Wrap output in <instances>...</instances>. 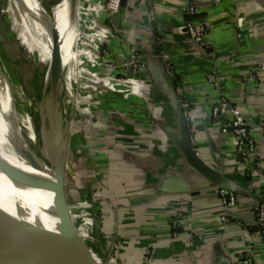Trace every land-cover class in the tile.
Listing matches in <instances>:
<instances>
[{"label":"crops","instance_id":"crops-1","mask_svg":"<svg viewBox=\"0 0 264 264\" xmlns=\"http://www.w3.org/2000/svg\"><path fill=\"white\" fill-rule=\"evenodd\" d=\"M87 1L94 5L101 0ZM189 2L194 4L196 17L193 20L204 33L203 46L191 42L179 29L185 21V8ZM85 9L95 22L92 29L96 33L99 55L114 65L126 57L129 45L134 44L139 46L140 52L149 54L162 50L168 55L174 88L179 99L188 104L186 118L195 148L207 163L217 166L233 179L238 188L237 202L228 211L227 223L219 221L222 210L216 187L190 176L189 193L176 189L177 182L172 177L178 175L175 167L180 169L182 163L162 129L164 121L174 118L162 92L169 81L160 63L151 60L149 67L139 71L137 81L114 65L105 68L109 75L125 76L118 87L133 94L124 100L125 103H109L118 122L125 123L116 126L114 136L127 143L126 147L112 150L110 160L114 175L111 176L113 180H122L127 172L128 189L125 195H120L127 197L131 207L106 213L110 217V229L104 230L103 238L108 241L104 245V254L99 252L98 243L103 240L99 233L104 231L97 226L96 235L92 236V232L84 234L97 263L120 264L118 260L109 263L104 257L111 248V258V251L119 246L122 249L119 255L124 258L121 263L124 264H241L246 251L253 255L255 264H264V241L260 238L250 241L245 235V227L253 224L256 204L264 201L262 1L150 0L144 5L127 2L109 19L95 16L87 7L81 8ZM149 12L152 19L148 17ZM240 16L245 21L241 36H237L235 24ZM102 69L100 67L98 73ZM210 70L226 76L222 93L241 109L249 133L255 140L248 171L237 161L231 135L221 133L222 119L214 120L210 115L211 103L218 97V92L206 81ZM155 78L160 80L159 85L154 83ZM121 105L129 109H121ZM103 121L99 120L98 124ZM71 190L65 193L67 203L74 200L72 193L75 191ZM81 199L78 194L74 202L78 204ZM71 207L73 211L83 209ZM176 213L187 221L179 233L172 232L169 225V218ZM76 220H73L74 226Z\"/></svg>","mask_w":264,"mask_h":264},{"label":"rangeland","instance_id":"rangeland-1","mask_svg":"<svg viewBox=\"0 0 264 264\" xmlns=\"http://www.w3.org/2000/svg\"><path fill=\"white\" fill-rule=\"evenodd\" d=\"M29 1H31L30 6L34 11H37L33 12H39L40 18H43L45 24H47L49 37L51 30L58 31L56 22L64 6L68 1L69 7L71 4L70 0ZM86 1L77 0L73 4L72 11L70 12L68 8V14H65L67 20L72 19L75 21V29L77 26L74 42L75 56L63 67L58 100L51 109L50 104L47 102L50 47L48 34L44 35L45 33L37 29L35 21L38 17L33 12L31 13L34 16L33 19L26 17L23 20L17 15L13 0H0V66L7 80V84L3 89L12 99L11 108L14 114L11 113L10 125L21 126L27 145L26 151L30 154L31 160L35 157L39 161H48L46 145L43 140L44 135H40L41 128L44 125L40 127V123L44 124L46 111L51 112V120L55 121L54 125L57 120L60 121L61 129L66 135L63 146L67 163L64 190L67 193L68 190L72 189L71 192L75 191L76 194L72 193L74 200L67 203L68 215L72 218V223L73 220L77 219L75 229L84 243H87L84 240L85 233L92 232L91 235L93 236L96 235L94 233L98 225H100V228L108 227L109 217L106 215L109 212L108 203L105 202L103 205L102 201L99 200L100 190L97 189V186L102 184L103 176H101V173L103 174L107 170L106 168L112 165V161L109 159L112 150L121 146L126 147L127 143L118 141L114 136L115 134L108 130L109 128L106 130L104 124L109 121L111 115H115L109 103L122 102V96L126 93L130 94L128 90L118 89V91L116 88V93L111 92L108 78H111L112 75H109L105 68L110 69L114 64L109 59L107 60L99 55V47L95 48L94 43L90 40L84 41L82 38L86 34L85 26L89 24L88 20H90L87 10H81V8L89 7V3ZM261 1L264 4V0ZM77 9H79V12ZM14 17L18 23H23V27H20L21 30L15 27ZM23 37L27 39L24 40ZM30 46L33 48L31 49ZM100 67L104 70L102 69L98 73ZM122 73L124 75L128 74L126 68ZM129 76L131 77V75ZM92 77H99L101 87L98 85L97 88H93V84L90 85L89 79H92ZM113 77L121 76L115 75ZM122 77L125 76L122 75ZM126 97H130V95H126ZM123 103L125 102L123 101ZM18 119L21 120L20 123ZM101 119L105 121L99 125L98 122ZM101 131L104 133H99ZM102 152L108 153L102 154ZM49 171H51L49 177L52 178L51 166H49ZM111 181H113V178ZM78 194L83 199L77 204L74 201ZM71 205L74 208L77 206L83 207V209L79 211L76 208L73 211ZM93 206H96V208ZM89 207L91 211L90 209L88 211ZM83 211L87 213L83 214ZM96 216H98V219ZM99 234L103 238L105 231ZM103 240L98 242L100 245L99 252L102 254H104L105 242L106 245L108 242L104 238ZM87 246L89 247L88 243ZM108 248L109 246H107V251ZM110 250L112 249L110 248ZM114 251L122 253L119 246H115ZM109 253H105L104 257L107 258L109 263H116L117 260H112Z\"/></svg>","mask_w":264,"mask_h":264},{"label":"water","instance_id":"water-1","mask_svg":"<svg viewBox=\"0 0 264 264\" xmlns=\"http://www.w3.org/2000/svg\"><path fill=\"white\" fill-rule=\"evenodd\" d=\"M76 1L77 0H70V12ZM126 5L127 0H120L116 13L120 8H123ZM50 40L47 102L52 109L58 100L63 66L59 33L57 30H51ZM156 52L157 51L149 54L140 52L144 59V64L141 69L149 67V62L151 60H157L169 81L168 86H164L162 92L165 94L167 104L173 113L174 120L164 121L162 129L167 140L181 158L182 165L180 166V169L175 167L178 175L175 174V176L172 177V180H176L177 182L175 185L176 189L179 188L180 192L189 193L191 190L189 177L193 176L196 179L203 180L209 185L216 187L217 192L219 189H226L236 193L238 190L236 182L224 175L217 166L207 163L195 148L192 142V130L187 122V118L181 107L180 99L174 88L172 75L167 68L166 62L155 55ZM159 81V79H154V83H157V85L160 84ZM46 114L43 125L45 129H47V134L50 135L51 131H48L51 126L50 121H52L51 112L48 113L46 111ZM60 136L62 143L57 152L54 150V147L52 148V146H48L46 137H43L48 154V161H39L35 157L31 160L30 154H28L26 149L23 146L19 148L21 157L28 165L38 168V166L34 165L35 161H38L47 166L48 169L49 166L52 168V178L49 182L50 191L52 192V206L49 208L48 213L55 219V227L53 230H47L41 224H37L35 230L29 231L25 229L19 221L9 216L10 220L0 223V264L11 263L5 250V246L11 241L14 250H17V252L21 253L24 251L29 257L32 255L31 253H36L38 256H35H37V260L40 261L41 264H98L90 251V247H88L87 243H84V241L77 235L75 226L71 222L72 218L68 215V206L64 190V176L67 163L63 146L66 135L61 128ZM51 151L54 152V160L51 157ZM0 166H3V173L8 178H13L20 187L36 189L34 183L35 179L25 174L21 169L11 165L6 160H4ZM169 171L174 175L172 169H169ZM174 184L175 183H173V185ZM157 187L158 185L156 188Z\"/></svg>","mask_w":264,"mask_h":264},{"label":"bare ground","instance_id":"bare-ground-1","mask_svg":"<svg viewBox=\"0 0 264 264\" xmlns=\"http://www.w3.org/2000/svg\"><path fill=\"white\" fill-rule=\"evenodd\" d=\"M13 2L15 11L17 15L20 16V18H22L23 20L26 17H30L31 19L34 18L33 14H31L34 11L32 6H30L31 1L13 0ZM68 4L69 1L67 2L66 6H64L61 15L57 19L58 21L56 22L59 33L63 67L71 60V58L75 56V21L72 19L67 20L65 18V14H68ZM34 12L37 11L35 10ZM34 14L38 17L37 21H35L37 29L45 33L44 35L48 34L47 24H45L44 19L40 18L41 15L39 14V12ZM14 20L16 22L15 27L21 30V28L23 27V23H18L15 17ZM26 39L27 38H24V40ZM48 41L50 42L51 46L49 34ZM30 47L31 49L33 48L32 46ZM6 84L7 80L0 66V165L4 160H6L11 165H14L15 167L21 169L25 174L35 179L34 183L36 189H27L20 187L17 182L13 180V178H8L3 173V166H0V223L6 220H10V216L19 221L22 226L29 231L35 230L37 224H41L46 229L53 230L55 227V219L48 213L49 208L52 206V192L50 191L49 183L51 180V178L49 177V173L51 171H49L48 167L43 165V163H41L40 165V162L38 161H35L34 163V165L38 166V168L32 165L30 166L21 157L19 148L23 146L26 149L27 145L24 140L23 131L20 128L21 126L18 127L17 125H10L12 99L10 98V95L3 89ZM90 85H92V83ZM20 121L21 120L18 119L19 123ZM50 122L51 126L49 127L48 131H51L50 135L47 134V129H45V127L41 128L40 135H45L43 137H46L48 146H52V148L54 147V150L57 152L62 143V139L60 136L61 123L60 121L58 122V120L55 125V121L52 120ZM13 123L15 124V122ZM41 125L43 126L42 123H40V127ZM51 157L54 160V152L52 151ZM11 242H9L7 246H5V250L10 258V264H41L40 261L37 260L38 255L36 253H31L32 255L29 257V255L24 251H22L21 253L17 252V250H14L13 243Z\"/></svg>","mask_w":264,"mask_h":264},{"label":"built area","instance_id":"built-area-1","mask_svg":"<svg viewBox=\"0 0 264 264\" xmlns=\"http://www.w3.org/2000/svg\"><path fill=\"white\" fill-rule=\"evenodd\" d=\"M120 0H101L96 2L94 5L89 4L87 9L93 11L95 16H102L106 18H111L112 15L116 13L119 7ZM90 1H88L89 3ZM128 3H136L139 5H144L150 2V0H127ZM82 4V3H81ZM93 5V6H92ZM185 12L187 14H194V4L189 2L185 8ZM148 17L152 19V14L149 12ZM87 26H85V32L83 40L91 41L94 43L95 48H98V45L95 41V35L93 25L95 24L94 20L89 17ZM245 19L244 17L236 18L235 30L236 35L241 36L242 34V26ZM180 31L185 34L189 40L199 46H203V31L195 24L194 20L184 21L180 27ZM108 31L111 34V30L108 27ZM139 46L136 44L129 45L126 57L121 61H118L115 65L120 71H124L126 68L127 72L131 77L136 80L140 69L143 67L144 59L139 51ZM157 57L166 62L167 68L170 71V66L168 64L167 58L168 55L162 50H157L155 53ZM98 56V54H97ZM97 56L95 57L97 59ZM95 59V61H96ZM99 66V65H97ZM262 69H264V65H262ZM172 75V74H171ZM115 76V75H114ZM226 78L225 75H221L216 71H208L206 74V81L213 89L218 92V97L214 102L211 103L210 115L214 120L222 119L224 120L221 124V133L230 134L232 139V148L237 156V161L240 165H242L246 171H248L250 163L252 162V155L255 151L256 143L253 137L250 135L249 130L247 128L246 122L244 121L241 109L235 104L230 103L222 93V83ZM89 81L93 84L94 88H97L99 85V77H92ZM122 81L121 77H111L108 79L109 85H111V92L116 93V89L118 90ZM116 88V89H115ZM119 91V90H118ZM126 95L132 96L133 94H124L122 96L121 101L123 102ZM181 107L185 116H187V108L188 104L186 102H182L180 100ZM221 213L219 215V221L221 223H227L229 221V216L227 212L230 208L234 207L237 202L236 193L231 192L226 189H219L218 191ZM187 225L186 219L180 214L176 213L173 215L172 220H170L171 229L182 228ZM251 226H256L257 228L254 231H250L245 227V235L249 238L250 241L260 238L264 241V201H260L256 204L254 208V220ZM250 246V244H249ZM241 264H255L254 257L250 253V251H246L241 258Z\"/></svg>","mask_w":264,"mask_h":264},{"label":"trees","instance_id":"trees-1","mask_svg":"<svg viewBox=\"0 0 264 264\" xmlns=\"http://www.w3.org/2000/svg\"><path fill=\"white\" fill-rule=\"evenodd\" d=\"M196 16L194 14H186L185 15V20L188 21V20H192L194 19ZM107 24V23H106ZM121 109H129L127 106H120ZM129 111V110H128ZM138 122L141 123V119L138 118ZM220 120V119H218ZM105 121V120H104ZM121 121V120H120ZM119 121V122H120ZM124 121V120H123ZM224 120H221V122H223ZM118 120L116 119V115H111V118L109 119L108 122H105L104 124V127H106V130H110L111 132H113V134H116V126H119L121 125V123H123V125H125L124 122H121L119 123ZM188 122V121H187ZM122 125V126H123ZM102 127V126H101ZM141 128V127H140ZM139 128V129H140ZM101 134H103L104 132L101 131L99 132ZM108 152H102V154H106ZM110 159V158H109ZM108 159V160H109ZM102 161H106V160H102ZM110 166V167H109ZM104 171V173L102 174L101 173V176H103V179L101 180V185H98L97 186V189L100 190L99 192V200H101L102 204L104 205V203L106 202V204L108 203L107 205V208H108V211H110L109 213H115L117 212L118 210H121V209H126V208H130L131 207V203H129L127 201V197L126 196H121L120 194H123L125 195L126 194V190L128 189V185H127V182H126V175H127V172L126 171H123V179L122 180H113L111 181L112 177L111 175H114L112 172H114L112 170V166L109 165ZM108 183H107V182ZM139 204V203H137ZM96 218L98 219V216H96ZM110 218V217H109ZM170 220H172V217L169 218V225H170ZM98 227L100 228V225H98ZM257 227L256 226H250L248 229L250 231H254ZM108 230L110 229V227L108 226L107 228L105 227H101V230L104 231V230ZM172 232H181V228H175V229H171ZM123 237L125 235V232H123ZM111 259H115V260H118L120 263L121 261L124 259L123 257H121V255H119V253H116L115 251H112L111 253Z\"/></svg>","mask_w":264,"mask_h":264}]
</instances>
